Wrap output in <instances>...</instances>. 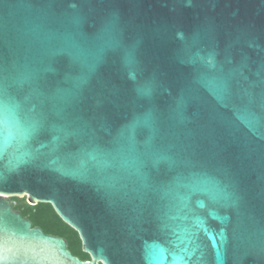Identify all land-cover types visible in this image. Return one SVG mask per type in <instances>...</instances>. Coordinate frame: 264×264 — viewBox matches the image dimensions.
I'll return each instance as SVG.
<instances>
[{"label": "water", "instance_id": "95a60500", "mask_svg": "<svg viewBox=\"0 0 264 264\" xmlns=\"http://www.w3.org/2000/svg\"><path fill=\"white\" fill-rule=\"evenodd\" d=\"M146 256L264 264V0H0V264Z\"/></svg>", "mask_w": 264, "mask_h": 264}, {"label": "trees", "instance_id": "16d2710c", "mask_svg": "<svg viewBox=\"0 0 264 264\" xmlns=\"http://www.w3.org/2000/svg\"><path fill=\"white\" fill-rule=\"evenodd\" d=\"M11 201L16 211L32 221L33 227H40L47 234L64 238L68 241L72 254L83 261L91 259L90 255L83 252V243L78 232L57 215L50 203L33 206L28 203L27 199L18 197L11 198Z\"/></svg>", "mask_w": 264, "mask_h": 264}, {"label": "snow or ice", "instance_id": "6c2138e0", "mask_svg": "<svg viewBox=\"0 0 264 264\" xmlns=\"http://www.w3.org/2000/svg\"><path fill=\"white\" fill-rule=\"evenodd\" d=\"M145 264H150V258L146 256Z\"/></svg>", "mask_w": 264, "mask_h": 264}, {"label": "rangeland", "instance_id": "374dc122", "mask_svg": "<svg viewBox=\"0 0 264 264\" xmlns=\"http://www.w3.org/2000/svg\"><path fill=\"white\" fill-rule=\"evenodd\" d=\"M24 198L27 199V201H28V196H24ZM24 198H20V199H24ZM10 199H11V198H10Z\"/></svg>", "mask_w": 264, "mask_h": 264}]
</instances>
